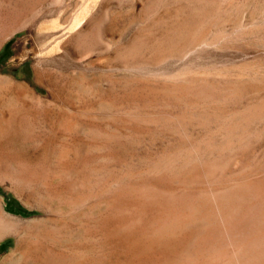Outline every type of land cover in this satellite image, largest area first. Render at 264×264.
I'll list each match as a JSON object with an SVG mask.
<instances>
[{
    "label": "rangeland",
    "instance_id": "obj_1",
    "mask_svg": "<svg viewBox=\"0 0 264 264\" xmlns=\"http://www.w3.org/2000/svg\"><path fill=\"white\" fill-rule=\"evenodd\" d=\"M38 1L22 0L21 8L23 10H18V6L13 0L11 16L14 18L20 13L29 18V20L31 19L30 21H33L55 6L52 0ZM63 1L64 7L61 11V19L69 20L70 15L71 17L74 16L82 5H88V15L92 16L97 22L91 29L93 30L92 38L96 36L91 40L92 42L89 39L91 36L88 38V49L84 57H82L83 63L87 64L88 61V64H90L83 67L80 66L74 72V78H77L79 83L78 85H73L72 88L71 101L73 106L65 111L70 129L62 128L63 131L60 130L57 137L51 139V128L44 123L40 127L41 135L44 139L39 142H22L19 139H6L7 141H3L0 139V159L3 158L0 162L4 161V163L9 164L13 161L11 165L16 163L23 170H28L29 176L35 173V178H37V180L30 182L32 185L26 180L14 181V183L8 181H5V183L4 181L0 182V196L2 197L5 210L12 215L14 214L13 216L17 218L26 219L25 221L27 222V226L25 221L22 224L24 230L22 229L20 233L18 251L17 249L14 251L16 248L15 244H17L15 236L8 235L0 240V262L2 258L14 251L15 254L13 253L12 258L15 259H11L13 261L10 262L6 261L4 264H44V262L47 264H59L58 255L61 254L65 258L67 257L69 264H181L182 261H185L183 264H192L189 258L193 256L194 250L198 248L196 241L200 239V236L208 227L204 220L188 222L178 228H174V230L166 229L162 226L163 222L170 221L172 216L179 215V217H182L186 214H183L186 210L182 208H179L180 211L172 210L173 205L171 204H166L169 209L157 205L148 206L147 199L140 197V210L137 211L139 220L133 221V214L130 215L126 210H123L126 209L123 206V202L115 196V188L125 183L133 171L136 172L137 180L140 183L150 178L147 174L149 172L147 171V166L151 160L155 164L154 169L157 164H160V168L155 171L154 177L151 176L152 181L155 177L156 179L159 176L165 177V180L161 181V185L170 190L177 189L183 182L190 183V174L202 173V166L205 165L200 160L197 163L193 160V169L187 170H185L186 166L184 163L181 166L174 167L175 169L170 168L168 170L161 167V164L164 163L163 165H165L166 160L177 158L178 154L176 153L175 156V151L177 152L181 148L189 150L191 143L199 142V140L198 145L199 148L202 147V153H205V160L217 157V155L222 153L227 155L231 151L238 152L241 166L239 163L238 167H233L232 164L227 166L230 170L228 178L231 176L229 181H248L252 183L257 181V179L264 178V0ZM176 4L183 6V12L178 13L176 11ZM200 5H204L214 17L207 25L209 31L207 33L214 40L211 44L201 47L183 58L176 60L165 59L163 61L155 60V62H152L153 66L148 64L151 68L149 66L144 67V65L139 68L121 66L117 68L113 53L108 49H101L99 44H96L97 35L100 38H111L120 47L128 44L130 46V42L137 35L143 36L142 39L146 40L147 44L153 43L155 41L154 38L159 37L166 27H176L183 19L190 20L193 18L197 20L199 16L191 8ZM28 7L30 8L29 10ZM99 17L102 18L100 19ZM163 20L166 21L165 25L159 23ZM148 29L151 31L150 33ZM28 31L27 28L17 31L14 35L5 39L0 46V74L24 80L38 92L47 95L43 84L34 80L33 60L30 56L32 52H28L27 56H21L16 49V42L23 36L28 44L27 50L34 47L36 49L37 43L35 38H33L35 36L34 34L31 36ZM180 69L188 73L183 79L171 78V80L170 77L166 78L161 74V72L165 71L171 75L174 71L176 72ZM190 77L201 82L208 80L218 87L215 91H212L209 97H202L201 99L192 92L182 93L176 89L177 85L181 83L187 85L186 79ZM204 78L207 79L205 80ZM224 81H227V86ZM220 87L221 91L219 90ZM223 89L228 90L224 91ZM233 89L235 90L232 91ZM234 93L241 94L237 95ZM175 99L177 100L175 101ZM213 100L215 103L212 102ZM174 101L175 104H172ZM147 102L151 105L155 123L145 121V117L140 111V114L134 118L135 127L139 132L137 131L136 138L132 139L127 133H124L128 131L127 125L129 123V115H127L128 113L125 110L128 109L127 107L132 108L133 106H138V109L144 110ZM199 103L200 107L198 106ZM20 104L16 105L15 109L22 112H33L34 109L28 107L27 111V107L23 108V104ZM212 104L215 105L216 109L213 108ZM52 109L54 112L63 113L62 111H64V107L60 103L56 104ZM250 112L252 113L250 114ZM172 117H174V120ZM113 124L120 127L117 132ZM198 125L199 127H197ZM207 125H210L208 126L209 128L206 127ZM144 129H150V132L146 133ZM227 131H229L227 134H229L228 139L231 143L224 136ZM114 132L121 133L123 140H121V143L119 142L118 144L114 141ZM239 132L243 136L241 134L240 137ZM203 137L204 141L202 142L201 139ZM214 144L216 148L213 146ZM207 145L209 146V152L204 149ZM228 145H230V148ZM185 146H188V148ZM61 149L66 150L64 151L65 153H62ZM55 166H60V169L62 167L72 168L68 173L72 172L70 175L73 178L75 177V179L83 178L84 183L82 186L84 188L80 186V188L78 187L79 189L66 192V190L64 191V182L60 183L58 177L47 179L46 186L43 183L41 184L38 175L51 174V169H55ZM47 168L51 169L47 170ZM36 171L41 172L37 173ZM185 171L187 173H184ZM199 182L202 186H209V182L205 183L204 180L201 181L199 179L188 185H190V188H195ZM11 185H16V187ZM27 185L29 186L27 187ZM201 185L198 186L201 187ZM61 188L63 192L54 193L55 189ZM85 188L86 190H84ZM75 195V198L72 197ZM87 195L90 196L88 197ZM43 209H49V214L46 215L47 212L43 211ZM113 213L116 216L113 217ZM143 215L144 217H142ZM148 218L150 219L149 221ZM161 227L162 229L160 230ZM64 229L66 233H63ZM154 229L158 231L156 232ZM162 230L165 232L163 233ZM186 230L189 231L186 232ZM152 238L157 239L153 240ZM20 247L21 249H19ZM183 256L188 258L186 260L189 263L184 260ZM50 257L52 258L50 259Z\"/></svg>",
    "mask_w": 264,
    "mask_h": 264
},
{
    "label": "bare ground",
    "instance_id": "obj_2",
    "mask_svg": "<svg viewBox=\"0 0 264 264\" xmlns=\"http://www.w3.org/2000/svg\"><path fill=\"white\" fill-rule=\"evenodd\" d=\"M24 1H27V0H24ZM35 1L37 2L38 0H34V2ZM12 2H13V0H0V46L5 41V39L14 35L17 31L23 30L25 28H27L29 30L28 32L31 33V36H32V34H34L35 37H33V38H35V41L37 43L36 49L34 47V48L27 50L28 44L26 43V38L24 36L20 37L15 45H16V49L18 50V52L21 56L26 55L28 52H32V54L30 53L31 54L30 56L32 57V60H33V69H34V74H35L34 80L37 83L43 84L44 88L47 91V95H44V94L38 92L28 82H26L24 80H18V79H15L14 77L0 74V139L3 141L6 139H9V140L10 139L11 140L12 139H17V140L19 139L22 142H29V143L39 142V141L44 139L42 137L41 131H40V127H42V124H44V123H45V125H48L51 128V133H52L51 139H52V138L57 137L60 130L63 131V129H67V130L70 129L69 123L67 122V119H66L67 117L65 116L66 115L65 111H67L66 110L67 108L69 109L73 106V103L71 101L72 100V98H71L72 97V88H73V85H78V83H79L78 79L74 78V72L76 70H78L80 66L83 67V66L88 64V61H87V64L82 62V59H83L82 57H84V55L88 49V38L93 33V30H91V29H93V27L95 26V24L97 22L93 19L92 16L88 15V13H89L88 12V5H84V6L82 5V7L79 9V11L77 13L75 12L76 14L74 16L71 17V15H70V19L68 18L69 20L66 21L64 19H61V11L63 10V7H64V1L63 0H52V2L55 4V6L52 9L45 12L44 15H41L40 17H38V19H36V20L30 21L31 19L29 20V18L23 16L20 13H18L13 18L11 16ZM14 2L18 6V7L16 6L18 8V10L19 9L21 10L22 9L21 8L22 0H14ZM176 7H177L176 11L178 13L183 12V6L181 4H176ZM34 8H35V6H34ZM29 9L30 8L28 7V10ZM191 9L194 12H196L197 16H199L197 20H194L193 18H191L190 20L189 19H183L178 24V26H176V27H174V26L170 27V28L166 27L165 30L160 34L159 37L154 38L155 41H153V43L147 44V41L142 39L143 36L140 37L141 35H137L136 37H134L133 40L131 39L132 41L130 40L131 41L130 46L128 44V45H125L123 47H120L119 44L115 41H112L111 38L110 39L100 38L97 35V39H96L97 43L96 44H99L101 49H104V50L108 49L113 53V58L116 61L115 64L118 66L117 68H119V66H121V67H133V68L138 67L139 68V67H142V65H144V67L149 66L151 68V66H153L152 62H155V60H162L163 61L165 59H175L176 60V59L183 58V57L187 56L189 53L195 52L197 49L211 44L214 40L213 37H209V35L207 33V32H209L207 25H208L209 21L214 18V17H212L211 12L204 5L203 6H201V5L196 6V7H193ZM95 13H97V12H95ZM187 18H189V17H187ZM194 21H197V22H194ZM152 22L155 23V21H153V20H152ZM159 23H162L163 25H165L166 21L163 20L162 22H159ZM99 24H100V22H99ZM100 28H101V26H100ZM150 32L151 31L149 30V33ZM95 36L93 38H95ZM93 38L91 36V38H89L90 41ZM31 44H32V42H31ZM96 46H98V45H96ZM148 64H151V66ZM153 68H155V67H153ZM166 73H168V74H166ZM161 74L164 75L166 78L170 77V79L171 78L183 79V78H185V75H187L188 73H185L183 70L180 69L176 72L174 71V73L171 75L169 74V72H165V71L161 72ZM76 77H78V76H76ZM202 81H203V78H202ZM170 82H172V81H170ZM224 82L226 85L227 81H224ZM186 83H187V85H184V83L177 85L176 89H178L182 93L183 92H192L195 95H198L199 99H201L202 97H209L212 94V91L213 90L215 91V89L218 87L213 82H209L208 80L201 82V81H198L197 79H192V77L186 79ZM173 84H175V83H173ZM221 84H223V83H221ZM228 84H230V83L228 82ZM235 88H237V87L235 86ZM240 88H241V86H240ZM245 88L247 89V87H245ZM220 89H221V87L219 88V90ZM225 90H228V89H225ZM234 90L235 89H233L232 91H234ZM227 92H229V91H227ZM240 92H241V90H240ZM234 94H237V93H234ZM240 94H237V95H240ZM167 95H169V94H167ZM220 99H222V98H220ZM227 99H228V97H227ZM254 99H256V98H254ZM176 100L177 99H175V101ZM192 100H194V99H192ZM175 101H174V103H172L173 101L171 103L175 104ZM197 101H198V99H197ZM203 102H206V101H203ZM212 102L215 103L214 100ZM19 103L23 104V108L27 107V111H28V107L34 109L33 112H22L21 110L15 109V106L18 105ZM59 103L62 104L64 107V111H62L63 113H60L59 111L54 112V110L52 109L56 104H59ZM167 103H168V101H167ZM196 104H197V102H196ZM261 104H263V103H261ZM199 105H200V103L198 104V106ZM150 106L151 105H149V102H147L145 104L144 110L138 109V106H133L132 108L127 107L128 109L125 110L126 113H128L127 115H129V119H128L129 123L127 125L128 131H126L124 133H127V135L130 138H132V139L136 138V133H137L138 129L135 127L134 118H136L140 114V111L143 113V115L145 117V119H144L145 121H147L148 123L154 122L155 117L153 116V112H152ZM213 106H214L213 108H215V105H213ZM167 107H165V108H167ZM199 107H197V108H199ZM185 108H186V106H185ZM187 109H188V106H187ZM200 109H202V108H200ZM215 109H214V111H215ZM204 110H206V109H204ZM243 110L245 111V109H243ZM162 111H164V110H162ZM248 111H247V113H248ZM257 111H258V109H257ZM230 112H234V111H230ZM161 113H163V112H161ZM192 113H194V112H192ZM198 113H199V111H198ZM251 113L252 112H250V114ZM250 114H249V116H251ZM253 114H255V113H253ZM190 115H192V114H190ZM178 116H179V114H178ZM215 116H217V115H215ZM245 116H247V115H245ZM92 117H93V115H92ZM179 117L182 118V116H179ZM256 117H257V115H256ZM172 118L174 120V117H172ZM219 118H221V117H219ZM142 119H143V117H142ZM187 119H188V117H187ZM215 120H217V119H215ZM218 121H219V119H218ZM189 122H190V120H189ZM90 123H92V122H90ZM140 123H141V121H140ZM201 123H203V122H201ZM35 124H37V125H35ZM203 124H205V123H203ZM215 124H217V123H215ZM192 126H194V125H192ZM208 126H210V125H207L206 127L209 128ZM220 126H222V125H220ZM114 127H115L116 132H117V130L120 129V127L118 125H114ZM145 127H146V125H145ZM148 127L150 128V126H148ZM197 127H199V125ZM225 127H227V126H225ZM240 128L242 129V127H240ZM184 129H185V127H184ZM219 130H220V128H219ZM145 132L149 133L150 129L145 130ZM228 132L229 131L224 133V136L227 137V140L231 143V141L228 139L229 138L228 137L229 134H227ZM241 134L242 133H240V137H241ZM124 136H125V134H124ZM242 136H243V134H242ZM252 136H253V134H252ZM113 138H114V141H116L119 144V142L121 143L122 135L120 132H118V133H115L113 135ZM240 139H242V138H240ZM201 141L202 142L204 141V137L201 139ZM233 141H232V144H233ZM51 142H53V141H51ZM199 142H200V140H199ZM199 142L197 141V142L191 143L189 150L181 148L177 152L175 151V153H174L175 156H176V153L178 154L177 158L172 157L174 159H169L168 161L166 160L165 165H163L164 163L161 164V167L168 170L170 168H174V167L176 168V166H181V164L184 163L186 166L185 170H187L190 168L193 169V164H194L193 160L196 163H197V161L200 160V162L205 165V166H202V169H203L202 173L201 174L196 173L194 175L190 174L189 175L190 180H191L190 183H184L183 182L182 185L181 186L179 185L180 187H178L177 189L170 190V189L165 188L163 185H161V181L165 180V177L163 178L162 176H159L158 179H156V177H155V178H153L154 180L152 181L151 176L154 177L155 171H158V169L160 168V164L156 165V168H155L156 170H155L154 169L155 164H154L153 160H151V161H149L148 166H147V171H149V172H147V174H148V177H150V178L146 179L143 183H140L139 180H137L136 172L133 171L131 173L129 179L125 183L120 184V185H118V187L115 188V192H114L115 196L123 202V206H125V208H126L123 210H126L127 213L130 215L133 214V216H132L133 221L139 220L137 211L140 210V208H139V203L141 202V201H139L140 197L147 199L148 206L157 205V206H163L164 208L166 207V209H169L166 206V204H171V205H173V207L171 208L172 210L173 209L179 210V208L186 210V212L183 213V214H185V213L186 214L183 215L182 217H179V215H176V216H172L170 218V221L164 220L165 222L162 223V226L165 227L166 229H173L174 230V228H176V227L178 228L179 226L187 224L188 222H193V221H197V220H204L207 223L208 227L204 230L203 234L200 236V239H198V241H196L198 248L194 250L193 256H191L189 258V261L192 262V264H264V178L263 179H257V181H253L252 183L245 181V179H244L245 182H242V181L241 182H237V181L231 182V181H229V178L231 176L228 178V174L230 173V170L228 169L229 167L227 168V166L229 164H232L233 167H236V166L238 167V163H239V159H240L238 152L237 151L236 152L231 151V153L229 152L227 155L225 153H222V154L217 155V157L216 156L212 157V158L209 157L210 159L207 158V160H205L204 159L205 153L204 154L202 153L203 151L201 150L202 149L201 146H200L201 148H199V145H198ZM204 145H205V143H204ZM237 145H238V143H237ZM213 146H215V144ZM229 146L230 145H228V147ZM185 147L188 148V146H185ZM221 147H222V145H221ZM239 147H241V146H239ZM208 148H209L208 145L205 146L204 147L205 151L209 152ZM215 148H216V146H215ZM49 150H50V148H49ZM61 150H62V153H65L64 151H66L64 149H61ZM236 150H237V148H236ZM215 151H216V149H215ZM3 152H4V150H3ZM213 152H214V149H213ZM213 155H215V154H213ZM30 157H31V155H30ZM178 158H181V159L178 160ZM1 159H3V158H1ZM116 159H118V158H116ZM130 161H131V159H130ZM12 162H10L9 164L4 163V161L0 162V182L4 181V183H5V181H8V182L14 183V181L26 180L28 183H30L32 180L33 181L37 180V178H35L36 175H34L35 173H33L31 176H29L28 170H23V168L20 166H17L16 163H15V165H11ZM61 164H62V162H61ZM239 165H240V163H239ZM51 166H53V165L51 164ZM59 167L60 166L56 167L55 169L52 168L53 170L51 168H47V170L51 169V174L38 175L37 173L39 171H36L38 178H40V180H41L40 183L41 184L43 183V185L46 186L47 185V179H49L50 177H58L60 179V183H62V181L64 182V185H65L64 191L66 190V192L73 191V190L77 189L78 187L80 188V186L83 185V183H84L83 178L75 179V177L73 178L70 175V173H72V172L68 173L69 171L72 170V168L62 167V169H60ZM258 169H260V168H258ZM35 170H36V168H35ZM195 172H198V171H195ZM143 173H145V172H143ZM184 173H187V172L185 171ZM256 173H257V171H256ZM128 174H126V175H128ZM235 177H236V175H235ZM236 178H238V176ZM196 179H199L201 181L204 180L205 183L209 182V186H207V187L202 186L201 183L199 182L200 184L197 183V186L201 185V187L196 186L195 188H190L189 187L190 185H188V184L193 183V181ZM247 179H248V177H247ZM103 180H104V178H103ZM158 180H159V182H157ZM35 182H37V181H35ZM107 183H109V182H107ZM29 185H27V187ZM9 186H10V184H9ZM13 186L16 187V185H13ZM104 186H105V184H104ZM82 187L84 188V186H82ZM86 188L84 190H86ZM39 189H40V187H39ZM43 190H45V189H43ZM177 191H179V192H177ZM61 192H63L62 188L54 190L55 194L61 193ZM39 194H40V192H39ZM89 194H91V193H89ZM72 197L75 198L76 195L72 196ZM32 198H33V196H32ZM143 198H142V200H143ZM37 200H39V199H37ZM117 201H118V199H117ZM80 202L82 203L81 200H80ZM70 210H72V209H70ZM43 211L47 212L46 215H48L50 212L49 209H43ZM57 213H58V211H57ZM114 213H113V217L116 216V215H114ZM152 213H154V212L152 211ZM56 214H54V215H56ZM13 215L10 214L7 210H5L4 204L2 203V197L0 196V240H2L4 237H6L8 235L9 236L10 235L15 236L14 238H16V240H17V242H16L17 244H15L16 248L14 249V251H15L18 247L20 233L22 232V229H23L22 224H24L23 222L26 219L25 220H24V218L20 219V218L13 216ZM147 215H146V217H147ZM58 216H60V215H58ZM122 216H123V213H122ZM60 217H62V216H60ZM142 217H144V215ZM81 219L83 220L82 217H81ZM84 220H87V219H84ZM149 220L150 219L148 218V221ZM127 221H128V219H127ZM142 223H143V221H142ZM159 224H160V222H159ZM26 226H27V222H26ZM151 226H153V225H151ZM67 228H68V226H67ZM185 228H186V226H185ZM161 229H162V227L160 228V230ZM154 230H153V232H154ZM175 230H177V229H175ZM63 231H64L63 233H66L65 229ZM78 231H80V230H78ZM155 231L157 232L158 230H155ZM166 231L168 232V230H166ZM187 231H189V230H186V232ZM164 232L165 231H163V233ZM182 232H184V231H182ZM162 235L164 236V234H162ZM174 236H175V234H174ZM155 239H157V238H155ZM155 239H153V240H155ZM158 239H160V238L158 237ZM185 239H186V237H185ZM185 239H184V241H185ZM189 243H190V241H189ZM162 245H163V243H162ZM179 245H181V244H179ZM187 246H189V245L187 244ZM197 246H195V247H197ZM19 249H21V247ZM14 251H12L8 256L2 258V261L0 262V264H4V263H6V261L7 262L13 261L11 259H15V258H12ZM17 251H18V249H17ZM186 251H188V250H186ZM85 255H86V253H85ZM23 258H25V257H23ZM32 258H34V257H32ZM51 258L52 257H50V259ZM58 258H59V264H69L67 257L65 258V256H63L62 254L58 255ZM186 258L184 257V260H186ZM37 260H39V259H37ZM181 260H183V259H181ZM187 260H188V258H187ZM184 262L182 261L181 264H183ZM32 263H34V262L32 261ZM44 264H47V263L44 262ZM185 264H187V263H185Z\"/></svg>",
    "mask_w": 264,
    "mask_h": 264
}]
</instances>
